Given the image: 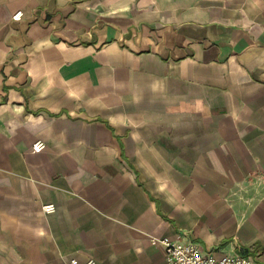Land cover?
Instances as JSON below:
<instances>
[{"label": "crops", "instance_id": "obj_1", "mask_svg": "<svg viewBox=\"0 0 264 264\" xmlns=\"http://www.w3.org/2000/svg\"><path fill=\"white\" fill-rule=\"evenodd\" d=\"M166 236L264 264V0H0V264Z\"/></svg>", "mask_w": 264, "mask_h": 264}, {"label": "built area", "instance_id": "obj_2", "mask_svg": "<svg viewBox=\"0 0 264 264\" xmlns=\"http://www.w3.org/2000/svg\"><path fill=\"white\" fill-rule=\"evenodd\" d=\"M23 13L17 12L15 19L22 18ZM46 147L43 140H38L33 145L36 152H41ZM54 205L44 206L46 212L54 211ZM165 248V264H254L253 261L237 251L225 253L217 256L213 250H205L199 242L188 240L183 236L173 239L169 236L161 239ZM67 264H80L78 258L72 257L67 260ZM83 264H100L94 258H88Z\"/></svg>", "mask_w": 264, "mask_h": 264}]
</instances>
